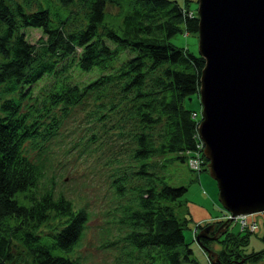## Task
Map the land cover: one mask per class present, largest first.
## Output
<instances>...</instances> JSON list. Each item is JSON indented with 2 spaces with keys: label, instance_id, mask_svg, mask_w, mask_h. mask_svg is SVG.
Wrapping results in <instances>:
<instances>
[{
  "label": "trees",
  "instance_id": "obj_1",
  "mask_svg": "<svg viewBox=\"0 0 264 264\" xmlns=\"http://www.w3.org/2000/svg\"><path fill=\"white\" fill-rule=\"evenodd\" d=\"M194 9L195 0H0V264L77 262L69 252L88 212L40 187L42 162L25 150L57 132L75 105L100 125L114 118L121 149L108 161L107 222L118 235L109 245L125 247L139 264H179L187 256L186 187L170 183L169 173L197 146L200 112L184 101L198 93L203 59L170 37L196 32ZM27 26L41 30L35 41ZM87 135L95 139L93 130ZM200 153L198 173L206 170ZM248 231L225 230L213 264L260 260L264 246L239 248ZM200 239L211 245L209 237Z\"/></svg>",
  "mask_w": 264,
  "mask_h": 264
},
{
  "label": "water",
  "instance_id": "obj_2",
  "mask_svg": "<svg viewBox=\"0 0 264 264\" xmlns=\"http://www.w3.org/2000/svg\"><path fill=\"white\" fill-rule=\"evenodd\" d=\"M195 2L203 59L196 133L216 199L229 211L215 227L208 220L194 233L213 264L217 250L200 238L216 239L236 213L264 210V0Z\"/></svg>",
  "mask_w": 264,
  "mask_h": 264
},
{
  "label": "rangeland",
  "instance_id": "obj_3",
  "mask_svg": "<svg viewBox=\"0 0 264 264\" xmlns=\"http://www.w3.org/2000/svg\"><path fill=\"white\" fill-rule=\"evenodd\" d=\"M106 9L117 12L113 4L106 5ZM24 31L31 41H35L41 34L38 27L27 26ZM197 39L196 32L189 31L185 34L177 31L170 37L173 43L187 45L196 52L198 50L196 49ZM72 72L76 74L75 69ZM77 76L89 77L90 75L81 72ZM1 95L2 93L0 97ZM184 102L186 106H191L199 112L200 102L197 94L191 93ZM81 106H73L70 110L72 112L63 117L58 131L39 143L40 146L30 147L29 143H26L27 156L42 162L44 175L41 180L44 181L40 187L49 185L54 191L69 196L75 206H84L88 212L86 226H84L79 244L69 252L77 261L76 264H139V261L129 259L122 252L125 247L121 248L120 245L115 246L108 243L114 233L112 223L107 222V214L112 203L108 197L111 191L108 182H110L109 173L112 171V166L108 161L121 149L118 139L112 135L115 129L112 126L114 118H105L104 124L100 125L98 120H88L83 116L84 108L82 109ZM90 129L94 131L95 139L88 137ZM171 166L169 181L175 184H185L186 189L182 197L187 198L186 206L191 218L188 222L189 227L186 225L183 232L184 239L189 240L187 245L190 250L186 257L179 259V264H209L205 251L199 247L196 240L191 238L193 236L190 234L192 230L190 226L195 221H205L204 225L206 221L217 217L222 220L221 216L227 209L221 206L216 199L217 185L206 170L202 169L198 173L195 168L191 169L187 166L185 160L173 162ZM248 213L253 216L258 228L248 231L247 242L239 246L242 252L264 246V210ZM235 217L236 215L229 220L226 226L227 230L233 233L241 229L238 221L234 220ZM48 228L49 226H44L41 229L42 233L47 232ZM194 229L193 234L197 230L196 225ZM114 234L118 235V233ZM239 264H264V256L254 262L253 260H241Z\"/></svg>",
  "mask_w": 264,
  "mask_h": 264
},
{
  "label": "built area",
  "instance_id": "obj_4",
  "mask_svg": "<svg viewBox=\"0 0 264 264\" xmlns=\"http://www.w3.org/2000/svg\"><path fill=\"white\" fill-rule=\"evenodd\" d=\"M191 113H193V115H198V112L196 111H191ZM198 138V136H197ZM196 149L194 148L192 151H191V154L190 156L187 157V165L190 166L191 168H196L198 169L199 167H201V163H202V159H201V153H200V150H201V145L202 142L199 140L198 138V141L196 142ZM229 215V211L226 210L225 211V214L222 215L221 217L223 218H226V216ZM253 216L247 212V214H236V217H235V220L238 221L240 227H244V228H247V229H252L254 230L255 228H257V222L255 221V219L252 218Z\"/></svg>",
  "mask_w": 264,
  "mask_h": 264
},
{
  "label": "flooded vegetation",
  "instance_id": "obj_5",
  "mask_svg": "<svg viewBox=\"0 0 264 264\" xmlns=\"http://www.w3.org/2000/svg\"><path fill=\"white\" fill-rule=\"evenodd\" d=\"M211 232V231H210ZM209 232V233H210ZM221 235L222 234H218L217 235V237H216V239H211L210 240V242H211V245H210V247L212 248V249H215V250H220L221 249V244H220V239H221Z\"/></svg>",
  "mask_w": 264,
  "mask_h": 264
}]
</instances>
